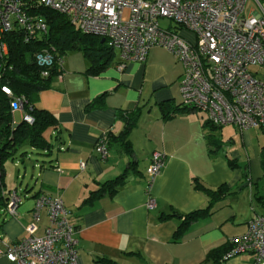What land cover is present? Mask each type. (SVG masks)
I'll return each instance as SVG.
<instances>
[{
	"label": "crops",
	"instance_id": "obj_1",
	"mask_svg": "<svg viewBox=\"0 0 264 264\" xmlns=\"http://www.w3.org/2000/svg\"><path fill=\"white\" fill-rule=\"evenodd\" d=\"M119 63L116 53L114 61L92 75L87 73V57L69 51L50 87L38 93L35 106L51 111L58 121L55 144L30 170L25 166L22 176L16 158L4 162L0 264H17L5 252L26 234L29 223H36L34 234L44 233L46 210L40 211L38 220L32 214L35 197L41 193L60 196L69 211L78 238L77 264H205L209 249L240 236L254 213H264L254 195L256 191L264 195V127L211 128L204 111L180 107L182 65L164 47H152L145 61H130L122 68ZM249 70L264 81V61ZM101 94L104 105L87 108ZM131 111H137V116L127 134L128 144L112 143L109 156L102 159L94 149L97 138L107 131L121 134L126 125L120 113ZM165 111L172 115L165 118ZM17 113L21 120L22 114ZM13 118L16 122L14 113ZM153 150H161L165 161L159 173L149 178L146 167ZM227 157L236 159L240 167H229ZM125 170L127 178L115 193L84 202L99 183ZM195 180L208 188L226 184L234 192L174 240L180 219L160 217L207 204L208 197L194 187ZM13 190L20 203L15 215H5L6 195ZM149 198L154 200L151 208ZM251 260L250 253H240L222 264H250Z\"/></svg>",
	"mask_w": 264,
	"mask_h": 264
},
{
	"label": "built area",
	"instance_id": "obj_2",
	"mask_svg": "<svg viewBox=\"0 0 264 264\" xmlns=\"http://www.w3.org/2000/svg\"><path fill=\"white\" fill-rule=\"evenodd\" d=\"M247 1L0 0V57L8 53L4 36L12 28L21 27L26 40L46 31L47 24L28 12L33 5H44L65 14L81 31L104 38L119 56V68L130 61H145L154 46L167 49L182 65L180 102L204 111L211 123L232 124L241 130L264 127V81L249 70L250 65L264 61V5L261 0H251L253 7L246 14ZM161 18L173 22L174 30L170 24L162 27ZM35 60L47 75L54 64L61 69L64 55L43 49L35 54ZM1 89L10 97L11 112H20L22 119L31 123L24 95H14L8 85ZM104 136L99 135L94 149L107 159ZM164 161L161 150L152 151L146 167L149 178L159 173ZM19 203V195L10 191L3 213L15 215ZM153 205L149 198L147 206ZM42 209L48 219L44 233L34 234L36 223H29L26 234L8 247L6 257L17 264H77L76 227L61 197L38 194L34 220ZM230 241L234 245L225 258L250 253V264H264V215L254 213L245 232Z\"/></svg>",
	"mask_w": 264,
	"mask_h": 264
},
{
	"label": "trees",
	"instance_id": "obj_3",
	"mask_svg": "<svg viewBox=\"0 0 264 264\" xmlns=\"http://www.w3.org/2000/svg\"><path fill=\"white\" fill-rule=\"evenodd\" d=\"M28 12L43 20L47 24V29L44 32L31 35L27 40L25 31L19 26L12 28L4 36L8 45V53L0 57V179L4 176V162L9 158H16L17 152L24 143H28L31 148L48 155L53 148L50 138L56 139L58 121L55 115L51 111L36 107L35 102L38 93L50 87L52 77L59 74L60 70L54 64L48 69L47 75H43V67L36 63L35 54L43 49L51 50L58 55H65L69 51H81L89 60L87 73L92 75L99 74L116 58V52L101 42L99 36L81 31L65 14L44 5H33L28 8ZM3 85H8L14 95H24L25 109L33 118L31 123L23 119L14 121L13 113L10 110V97L1 89ZM103 105L104 94H101L93 99L87 108H98ZM179 106L183 109L195 110L194 107L181 102ZM120 115L125 119V129L116 136L110 134L109 131L105 132L104 139L108 149L112 143H120L126 147L129 142L127 134L137 116V111L124 112ZM171 115L172 113L165 111L164 117L168 118ZM207 124L211 128L220 126L211 123L208 118ZM19 153L20 156H23L26 151L21 150ZM227 163L231 168L240 167L239 162L231 157H227ZM127 175L128 170H125L119 175L99 183V186L86 196L84 202H92L95 198L106 193L112 195L125 182ZM247 177L248 174L244 173V178ZM194 187L208 197V202L204 207L184 214L177 211L162 213L160 217L162 220L170 216L180 219L173 234L174 240L179 238L191 223L211 215L218 208L219 203L234 192V189L226 184L208 188L197 180L194 181ZM146 189L148 190V188ZM254 195L255 199L264 206V195H260L258 191ZM258 214L264 215V213ZM233 245L234 243L229 240L209 249L202 263L222 264L227 259L224 256L232 249Z\"/></svg>",
	"mask_w": 264,
	"mask_h": 264
},
{
	"label": "rangeland",
	"instance_id": "obj_4",
	"mask_svg": "<svg viewBox=\"0 0 264 264\" xmlns=\"http://www.w3.org/2000/svg\"><path fill=\"white\" fill-rule=\"evenodd\" d=\"M261 1L263 2V5H264V0H261ZM251 7H253L252 2H251V0H248L247 3H246V9H245L246 14L248 13V9L251 8ZM159 22H160V25L162 27H167L168 24H170L171 29L174 30V25L175 24L173 22H171V21H169L167 19H163V18H161ZM185 36L192 38V35H190L188 33H185ZM14 116L17 119V121H19L20 116H19V114L17 112L14 113ZM50 140L53 142V144H55L54 138H50ZM19 150L20 151L21 150H25L26 151V153L23 155V159H24L23 162L20 161L21 160V157H19L20 153H17V157L14 160V161L17 160V166H18V168L20 170V175L19 176L23 175V169H24L25 166L27 167L28 170H30L31 165L35 161H38V160L46 157V155L43 152H38L34 148H31V146L28 143H24ZM9 161H11V160L7 161V163H6L7 166L10 165ZM17 180L20 181L21 178L20 179L18 178Z\"/></svg>",
	"mask_w": 264,
	"mask_h": 264
},
{
	"label": "water",
	"instance_id": "obj_5",
	"mask_svg": "<svg viewBox=\"0 0 264 264\" xmlns=\"http://www.w3.org/2000/svg\"><path fill=\"white\" fill-rule=\"evenodd\" d=\"M101 42H104V38L101 39Z\"/></svg>",
	"mask_w": 264,
	"mask_h": 264
}]
</instances>
